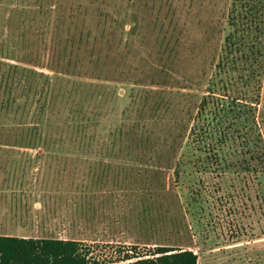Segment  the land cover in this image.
Segmentation results:
<instances>
[{
    "label": "rangeland",
    "instance_id": "374dc122",
    "mask_svg": "<svg viewBox=\"0 0 264 264\" xmlns=\"http://www.w3.org/2000/svg\"><path fill=\"white\" fill-rule=\"evenodd\" d=\"M57 176L91 260L264 264V0H0V212Z\"/></svg>",
    "mask_w": 264,
    "mask_h": 264
},
{
    "label": "trees",
    "instance_id": "16d2710c",
    "mask_svg": "<svg viewBox=\"0 0 264 264\" xmlns=\"http://www.w3.org/2000/svg\"><path fill=\"white\" fill-rule=\"evenodd\" d=\"M80 246V242L70 240L0 236V264H101L91 260L89 250ZM151 256L132 264H197V256L190 250L156 247ZM136 257L126 255L123 260Z\"/></svg>",
    "mask_w": 264,
    "mask_h": 264
},
{
    "label": "crops",
    "instance_id": "0c3cea01",
    "mask_svg": "<svg viewBox=\"0 0 264 264\" xmlns=\"http://www.w3.org/2000/svg\"><path fill=\"white\" fill-rule=\"evenodd\" d=\"M58 178L60 177L57 176L56 178L57 180L53 182V185L60 186V188L59 187L57 188L48 187L50 185L49 183H43V188L46 186V190H45L46 194H44V196H41L38 194L34 199L33 198L30 199L31 204L34 202L35 199H37V202L32 204L35 207V209H33L30 212V215H28V217H26L25 215H21V214L19 215H16L13 213L2 214V211L0 212V219L6 220V222H4V224L6 225L9 224L8 223L9 219L12 220V222L16 224H19L21 222H27V221L29 224H32L33 226H37L36 224H39V225L45 224L49 230L51 229L54 232V233L53 232H50V233L56 234L58 235V237L55 236L51 238H41V237H32V236L25 237L22 235H10L11 237L24 238V239H28V238L54 239V240H62V241L70 240V241H76V242L81 241L78 238H74V236H72L67 230L61 231V229H63V226L65 225L70 226L71 224L75 225L77 224V221L73 220V216L75 217V213L72 210L63 209V205H61L60 203L63 197L59 198L58 195L63 196L61 192V188H63L62 185H64L65 183L60 182ZM37 189L39 190L42 188L41 186H39ZM55 195L57 196L55 197ZM15 199L17 200V201L16 200L14 201L15 204H17L18 207L21 206L22 204L20 203V200L22 198H15ZM28 204H29V201H28ZM24 231L28 233H33L35 229L33 227L32 228L29 227V229L27 230H23V228L21 229L14 228L11 230L6 229V232H14V233H25Z\"/></svg>",
    "mask_w": 264,
    "mask_h": 264
}]
</instances>
